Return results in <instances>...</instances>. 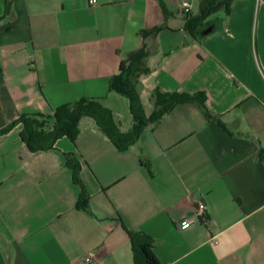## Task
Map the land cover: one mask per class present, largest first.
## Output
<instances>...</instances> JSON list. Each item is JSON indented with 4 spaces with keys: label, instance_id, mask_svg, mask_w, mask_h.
Listing matches in <instances>:
<instances>
[{
    "label": "crops",
    "instance_id": "1",
    "mask_svg": "<svg viewBox=\"0 0 264 264\" xmlns=\"http://www.w3.org/2000/svg\"><path fill=\"white\" fill-rule=\"evenodd\" d=\"M90 1L0 0V130L88 99L131 131L129 101L109 86L144 47L147 115L159 88L204 92L215 119L180 104L126 152L90 117L50 151L31 153L22 125L1 135L0 264H85L89 253L135 264L129 232L149 236L162 264H264V0H236L200 40L182 0ZM200 202L207 223L184 226Z\"/></svg>",
    "mask_w": 264,
    "mask_h": 264
},
{
    "label": "trees",
    "instance_id": "2",
    "mask_svg": "<svg viewBox=\"0 0 264 264\" xmlns=\"http://www.w3.org/2000/svg\"><path fill=\"white\" fill-rule=\"evenodd\" d=\"M236 0H201L199 13L187 15L185 31L194 39L200 40L205 31L211 28L214 17L223 12L230 14L231 7ZM161 28L143 33L144 38L157 35ZM148 56L146 48L132 53L128 59L121 62L119 72L110 81L109 91L118 94L129 101L130 113L133 119V128L124 133L114 120L113 113L100 102L88 99L65 104L58 107L52 115L34 114L22 115L19 119L0 130V136L8 134L18 125L23 129L21 140L31 153L54 150L56 143L68 138L75 143L79 134V125L84 117L93 118L102 132L110 139L121 152L128 151L134 146L150 126H156L162 119L180 104L196 103L200 106L208 120H214L213 113L207 106V97L204 92L195 94L180 92H163L156 89L151 96L154 111L147 115L142 102L141 78L151 73L145 65ZM71 155H67L68 163ZM73 180L81 188V196L77 204L78 209H87L90 196L81 179L78 165L72 164ZM132 242L135 264H162L158 259L152 239L141 232H129Z\"/></svg>",
    "mask_w": 264,
    "mask_h": 264
},
{
    "label": "built area",
    "instance_id": "3",
    "mask_svg": "<svg viewBox=\"0 0 264 264\" xmlns=\"http://www.w3.org/2000/svg\"><path fill=\"white\" fill-rule=\"evenodd\" d=\"M91 4H95V0L90 1ZM191 0H182L181 1V11L185 15H189L191 13ZM196 222L207 223V205L203 202H200L194 209V211L185 217L183 224L184 226H190ZM85 264H98L97 255L95 253H89L86 255L84 259Z\"/></svg>",
    "mask_w": 264,
    "mask_h": 264
},
{
    "label": "rangeland",
    "instance_id": "4",
    "mask_svg": "<svg viewBox=\"0 0 264 264\" xmlns=\"http://www.w3.org/2000/svg\"><path fill=\"white\" fill-rule=\"evenodd\" d=\"M198 1H199V0H194V1H193V10H194V12L197 13V14L199 13ZM209 29H210V28H209Z\"/></svg>",
    "mask_w": 264,
    "mask_h": 264
}]
</instances>
